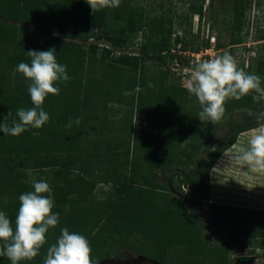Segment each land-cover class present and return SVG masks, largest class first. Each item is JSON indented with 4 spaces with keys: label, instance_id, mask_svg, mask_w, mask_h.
Segmentation results:
<instances>
[{
    "label": "trees",
    "instance_id": "1",
    "mask_svg": "<svg viewBox=\"0 0 264 264\" xmlns=\"http://www.w3.org/2000/svg\"><path fill=\"white\" fill-rule=\"evenodd\" d=\"M203 2L189 0L187 13L202 17ZM250 5V0H233L229 20L234 31L232 43L241 42L243 17ZM95 30L103 31L110 40L115 35L121 43L143 31L145 37L140 46L141 55L112 57L107 48H101L98 55V46L75 41L94 37ZM170 35V17H166L164 12L155 13L154 10L135 6L132 0H122L120 7L103 9L94 14L85 0H0V124L9 111L13 114L9 117L11 120L19 108L32 107L27 82L21 73L15 71L20 62L30 64L26 51H47L54 47L57 62L67 66L71 77L59 85V95L46 98L43 107L50 120L41 129H30L19 137L0 132V211L6 213L14 226L19 196L34 190L32 180L24 172L30 168L49 166L51 169L46 171V181L52 189L55 204L52 211L59 213V225L47 233V244L40 255L21 264H43L47 248L56 242L61 228L86 237L96 263L112 253L113 257H119L121 248H133L156 259L164 251H175L174 260H170L173 262L188 260L198 264H231L226 256L222 257L219 247L205 244L202 230L206 226L196 212H192L185 201L163 192L165 180L172 184L173 176V173L165 171L173 164L186 166L184 158L191 157L192 166L196 156L204 153L189 178L197 184L202 199L208 201L210 169L220 154L233 144L239 132L264 122L257 120L259 113L264 112V106L260 105L261 99L253 100L252 95L239 101L230 100L225 105L226 111L240 109L246 113L257 112L253 114L254 122L236 123L224 135L218 136L214 130L208 132L211 124L202 123L197 117L201 110L197 99L178 84H166L168 74L174 72L170 67L161 66L168 64L165 59L176 60L183 66L189 63L184 55L171 53V48L177 43L185 51L188 41L175 36L172 44ZM256 37L263 39L264 30H260ZM148 60L157 62L155 71L146 66ZM148 78L150 80H144ZM149 82L155 85V88H150V98L153 96V100L166 105L171 113L175 103L179 106L190 102L197 104L193 116L191 105L187 112L181 111L185 113L182 117L187 116L181 123L191 122V151L189 146L181 152L176 151L178 147L172 138L157 140L155 134L158 130L153 126V120L142 127L140 111L134 116L136 106L142 107L145 102H151V99L145 100L142 94ZM110 86H116L115 95ZM137 86L141 89L139 92L135 91ZM125 92L129 94L125 95ZM110 103L127 106L128 112L124 117L112 118L108 112ZM69 117L73 120L80 118V125L73 124L71 129L67 128ZM227 121L231 127L232 121ZM113 124H118V130L111 136L107 128ZM103 128L106 134L95 137ZM34 132L38 134L34 135ZM209 140L218 146L212 149L207 144ZM73 167L81 172L74 174ZM95 170L103 173L101 181L90 174ZM100 182H111V189L101 197H94L95 185ZM209 206L222 220L250 237H264L262 218L256 221L243 217L251 212L261 217L264 211L222 203L209 202ZM225 207L229 208L226 212L221 210ZM227 212L235 213L234 217ZM129 213L137 214L131 216ZM143 214L149 216L144 225L140 224L139 218ZM184 224L188 227L184 228ZM251 243V240L247 244L240 241L244 245ZM260 246L261 254H264V241ZM163 261L170 263L165 259ZM0 264L11 262L7 257H0Z\"/></svg>",
    "mask_w": 264,
    "mask_h": 264
},
{
    "label": "rangeland",
    "instance_id": "2",
    "mask_svg": "<svg viewBox=\"0 0 264 264\" xmlns=\"http://www.w3.org/2000/svg\"><path fill=\"white\" fill-rule=\"evenodd\" d=\"M188 1L189 0H132L135 6H141L150 11L154 10L155 13L164 12L166 17H170V39L172 44L174 42L172 39L175 36L179 39H186L188 41L186 53L190 55L191 52L192 58L193 53L198 52L196 56H193V61L198 62L203 59H211L218 55H222L224 52H228L237 59L239 67L243 68L246 72L255 73L256 75L260 76L262 80V86H264V62H262L264 61V38L258 39L256 37L260 30H264V0H250L251 5L244 13V25L240 32L241 42L239 43H232L233 41H231L232 32L234 33V31L231 29V23L229 20L231 19L230 15L233 8V0H203L202 17H199L195 13H187L189 5ZM151 14H154V12ZM36 29L41 30L40 27H36ZM47 32L49 31L47 30ZM95 34L96 35L94 37H91L88 40L75 39V41L84 43L87 46H98V55L101 52V48L109 49L111 51L110 56L112 57H118L119 55L123 54L141 55L140 46L145 37L143 35V31L133 34L126 40V42L123 43L118 42L115 35L112 36L113 40H110L107 34L100 30H95ZM234 35L236 38V32ZM196 47H198V50H195ZM172 48L173 50H177L176 45H174ZM165 60L168 61V64L165 63L164 65H161L162 67H170V69L175 67L173 60ZM146 66L150 70L155 71L157 68V62L148 60L146 62ZM193 66L194 65H191V68ZM191 68L187 69L188 73L184 75L181 73V71H179L181 73V75H179L177 72L172 70L174 74H168L166 84H178L181 87L186 88V83L189 79H191V74L189 71ZM146 72L149 74L148 70H146ZM137 73H140V70H137ZM144 80L148 81L150 79L148 78ZM110 89H112L113 95H115V91H117L116 86H110ZM142 91V94L145 96V100L151 99L150 104L145 102L144 106H136V108L133 109L134 116L136 115V112L140 111L142 127L145 124H150L152 119V124L154 123L153 126H156V129L158 130L155 134V138H158L157 140H166L164 138H172L173 142L176 143V146L178 147L176 151L181 152L186 146H189V151H191V122L185 124L184 122L181 123V120L187 118V116L186 118L182 117L185 115V113H181V111L190 110L191 105V116H193V112L196 111L197 104L190 102L188 104H181V106H179L175 103V109L173 113H171L169 108H165L166 105L157 101L156 99L153 100V96L150 98V88L144 87V90ZM261 101L262 102L260 105L264 106V99H261ZM172 108L173 106L170 107L171 110ZM127 109V106H123L118 103H110L108 112L111 114L112 118L115 117L116 119V117L119 116L124 117L126 112H128ZM158 111L159 114L157 113ZM254 113L257 112H253V114ZM253 114L242 112L240 109L226 111L222 122L216 125L211 124L208 128V132L214 130L218 136L224 135L232 127H234L236 123L247 124L249 122H254ZM229 119L232 121L231 127L227 125V120ZM117 125L118 124H113V126H110L109 129L107 128L108 132L111 131L109 135L112 134L111 136H113L115 130H118L116 127ZM92 134L93 133H91V135ZM104 134H106L105 128H103L99 134L94 136L99 137ZM185 141L187 142L184 143ZM209 141L207 144L208 146L210 145L212 149L216 147V145L218 146V144L214 143L213 140ZM200 153L196 156V160L192 166L190 157L184 158L187 160L185 161L187 162L186 166L182 164H173L168 168V170L166 169L165 173H173L172 184H169L168 181L165 180L166 184L163 192L166 195H172L176 199L185 201L187 207L190 208L192 212H196V215L206 226V228L202 230V236H204L206 239L205 244L208 246L212 245L219 247L222 251V257L226 256V258L230 260L229 262L231 264H235L234 259L238 255H252L255 257L253 264H264V254H261L262 248L260 246L262 241H264V237H250L247 233H244L243 231H240V229L234 227L233 224L222 220V218L216 214V211L211 206H209V202L222 203L230 206L245 207L257 211H263L264 188L251 189L252 187L256 186L255 177L253 179L252 175L250 174L247 175L244 172L240 173L241 169H236V165H238V163L235 161L231 160L228 167L222 165L220 157H218L208 174V189L210 193V199L208 201L203 200L201 192L197 191V184L193 182V180L191 182V178H189L191 171L196 169L199 158L204 155V153ZM50 169L51 168L49 166L40 169L30 168L24 173L25 176L30 180H46V171H50ZM72 171L74 174L76 172H81L79 169L75 170V167L72 168ZM127 173H130V171L127 170ZM158 173L161 174L162 172L159 171ZM90 174H92L94 179H98L100 181L104 177L100 170H95ZM119 174L120 172H118L116 175L118 176ZM87 178H91V176L89 175ZM111 182L97 183L94 188L93 196L101 197L102 195H105V193L111 189ZM228 209L229 208L226 207L221 208V210L225 212L228 211ZM227 213L231 214V212ZM129 214L131 216H136L137 213ZM234 215L235 213L231 214V217H234ZM259 216L260 214L258 215L254 212H251L250 214H244L243 217L247 219H257L256 221H258V218H262V220H264V214L261 217ZM148 217L144 214L140 215V224H146L145 221H147ZM183 227L187 228L188 224H184ZM241 240L246 244L251 240L252 243L251 245L240 244ZM119 252V257H113L114 253L108 256L105 255L102 260L98 261L96 264H104L106 259H115L121 262L134 263L143 257L154 260L159 264H165V261H163L164 259L169 262L170 260H174L172 257L175 255V251L172 252V250H167L158 256L159 259H156L150 254H144L146 252L140 253L133 248H121L119 249ZM162 256H164V259ZM168 264L198 263H192L191 261L185 260V262L170 261ZM204 264L210 263L204 262Z\"/></svg>",
    "mask_w": 264,
    "mask_h": 264
},
{
    "label": "clouds",
    "instance_id": "3",
    "mask_svg": "<svg viewBox=\"0 0 264 264\" xmlns=\"http://www.w3.org/2000/svg\"><path fill=\"white\" fill-rule=\"evenodd\" d=\"M85 2L94 14L103 9L118 8L122 0ZM26 52L30 57V64L20 62L15 71L21 73L27 82L32 107L19 108L15 118L11 120L9 117H13V114L9 111L4 118V122L0 124V132L12 137H19L30 129H41L50 120L43 107L46 98L49 95H59V85L71 79L67 66L57 62L54 47L47 51ZM189 71L191 79L186 83V90L200 105L197 117L202 123H221L226 112L225 105L230 100L239 101L249 95H252L253 100L264 99L261 77L239 67L237 59L228 52L200 60ZM148 87L155 88V85L149 82ZM140 90L139 86L135 89L136 92ZM257 120H264V112L259 113ZM80 123V118L73 120L69 117L66 127L71 129L73 124L79 126ZM229 157L248 171L264 175V123L252 132L246 145H234ZM31 183L34 190L19 196L14 226L6 213L0 211V257H7L11 264L34 260L47 244L49 230L59 225V213L52 211L55 204L49 183L35 179ZM60 233L56 242L47 248L43 264H96L86 237L70 232L67 228H61Z\"/></svg>",
    "mask_w": 264,
    "mask_h": 264
},
{
    "label": "crops",
    "instance_id": "4",
    "mask_svg": "<svg viewBox=\"0 0 264 264\" xmlns=\"http://www.w3.org/2000/svg\"><path fill=\"white\" fill-rule=\"evenodd\" d=\"M259 127H260V125L259 126H256V127H253V128H250L248 130H245L243 132H239V134L237 135V137H236L235 141L233 142V144H231L226 150H224L220 154L219 157H220V160H221V164L228 167L230 165L229 162L231 161V159L229 157V153L232 151L233 146L234 145H237V146L238 145H246L247 144V140L250 137V135L252 134V132L254 130H257ZM237 168L238 169H241L240 170L241 171L240 173H243L244 172L247 175H249V174L252 175L253 179H254V177L256 178L255 179L256 186L255 187H252L251 189H261V188H264V175L252 173V172L248 171L246 167H242L240 164L236 165V169Z\"/></svg>",
    "mask_w": 264,
    "mask_h": 264
},
{
    "label": "water",
    "instance_id": "5",
    "mask_svg": "<svg viewBox=\"0 0 264 264\" xmlns=\"http://www.w3.org/2000/svg\"><path fill=\"white\" fill-rule=\"evenodd\" d=\"M255 257L252 255H238L234 259L235 264H253ZM104 264H159L154 260L141 258L137 262L134 263H127V262H121L115 259H106L104 261Z\"/></svg>",
    "mask_w": 264,
    "mask_h": 264
},
{
    "label": "built area",
    "instance_id": "6",
    "mask_svg": "<svg viewBox=\"0 0 264 264\" xmlns=\"http://www.w3.org/2000/svg\"><path fill=\"white\" fill-rule=\"evenodd\" d=\"M176 48H177V50H173V48H171V53H178V54L184 55L188 59V62L189 63L186 66H182L176 60H174V63H175L174 66L175 67H172V70L175 71V72H177V74H179V75H181V73L183 75L184 74H187L188 73L187 72V69L191 68V65H194V63L197 62V61H193L194 60V57L193 56H196V54L198 52L193 53V56L191 58V52H190V55H189L188 53H186L187 52L186 50L185 51H182L181 48H180V44L179 43L176 44ZM179 71H181V73ZM184 71H186V72H184Z\"/></svg>",
    "mask_w": 264,
    "mask_h": 264
}]
</instances>
